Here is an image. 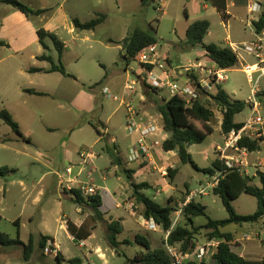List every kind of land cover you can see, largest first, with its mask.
<instances>
[{
    "label": "rangeland",
    "instance_id": "rangeland-1",
    "mask_svg": "<svg viewBox=\"0 0 264 264\" xmlns=\"http://www.w3.org/2000/svg\"><path fill=\"white\" fill-rule=\"evenodd\" d=\"M20 1L33 10L46 11L39 16L26 17L19 10L0 2V42L5 44V46L0 44V112L4 109L10 111L9 108H13L18 121L23 126L19 124L25 135L30 137V132L32 133V143H27L0 120V168L17 169L8 174L6 178H0V233L17 238L18 231H20V238L25 244L29 242L32 234L37 237L41 234L51 236L57 240V244L70 259L80 257L84 264H106L105 260L99 259L97 255L86 257L88 246H79L78 242L71 240L68 232L61 226L58 220L60 216L67 214L75 219L81 216L77 210L83 208L64 197L63 191L68 184L61 186L54 172L58 170L65 172L68 165H75L64 161L65 149H70L72 152L78 150L93 152L97 159L87 165L79 180L83 183H93L102 189L103 206L101 210L104 213L119 212L121 216L127 217L128 210H131L132 215L140 220L143 207L136 202L134 187L126 173L112 164L108 149L113 151L116 148L117 154L128 167H137L138 163L128 164L132 138L125 130L127 108L120 102L124 99L125 103L131 104L139 115L146 119L157 120L159 125L163 126L159 105L171 98L166 89L158 91L157 95L149 98L146 95L149 89L144 87L143 82L136 86L135 92L126 91L125 82L138 79V76L143 73L140 63L136 60H133L128 71L124 72L126 66L122 60L123 46L119 47L114 41L126 37L136 28L154 29L157 31L155 35L159 40L160 53L169 57L174 68L181 63L206 60L203 46L180 50L185 41L184 28L188 20L207 19L211 22V34L205 37L204 44L212 42L225 44L223 41L228 34L231 41L237 42L242 36L250 39L252 33L247 29L237 34V27L242 28V26L233 18L228 22V28L222 14L207 0H198L197 3H188L187 0H163L162 3L158 0H149L147 5L143 3V0ZM162 5L163 9H161ZM206 5L207 8H205ZM230 11L234 15L237 12L233 7ZM99 14L106 15V19L95 30H77L76 34H79V37L69 31L72 27L75 28L74 19L88 22ZM26 19L30 22H26ZM236 24L238 26L235 27ZM42 28L66 41L70 50L65 53L62 62L67 71L79 77L80 81L66 77L65 80L70 83L68 95L66 92H60L59 84H55L52 88L54 90L50 86L46 87L45 83L44 86L41 85L43 84L41 82L34 87L51 90L61 95V98L48 95L20 98L14 94V87L18 83L26 84L28 80L19 71L21 69L26 71L31 66L41 64L32 55L43 52L36 34L37 30ZM16 31L22 34L21 37L16 36ZM182 39L184 41L180 42ZM45 42L51 48V50H45L46 54L53 57L55 63L59 65L58 51L53 42L49 37L45 38ZM23 45L28 47L19 51ZM245 59L249 63L256 62L251 56L246 55ZM43 64L51 66L48 62ZM258 84L264 91V77H261ZM79 86L95 95L92 102L94 109L90 112L81 110L88 106L83 97L75 101ZM105 87H108L113 95L118 96L119 100L106 97L101 92ZM221 87L233 99L240 101L247 102L251 95L248 78L242 71L240 63L227 71V81ZM209 107L215 113L213 121L215 132L209 135L204 143L188 148L193 163H183L176 152L170 154L165 152L163 141L169 135L163 130L156 139L159 142L157 152L161 156L154 154V164H144L143 168L147 167V169L133 180L136 184H150V189L141 192L163 206L171 201V205L179 209L181 203L193 191H199L207 186L210 175L204 169L209 168L216 159L214 147L223 140L221 132L223 115L215 103L210 102ZM249 113L250 109L247 105L241 114L236 115V121L244 122ZM101 121L107 124L106 127L116 143L111 138L101 140L96 128L91 126L92 122L100 123ZM82 123L89 125L82 129L77 127ZM99 131L103 133L106 131L105 127L101 125ZM107 137L110 136L107 135ZM9 138H12L11 142H4ZM163 166L168 171L169 169L177 171L173 179L169 177L170 174L165 180L162 178L160 167ZM79 170L76 168L74 173L76 174ZM44 174V181L39 183V179ZM257 177H254L253 184L261 187ZM21 181H24L28 191L22 188ZM41 187L45 189L41 206L22 211L24 204L20 201L21 197L31 192H38ZM194 200L207 207L206 212L213 220H223L229 217L222 199L214 195L211 188L207 189L206 195H199ZM257 201L255 196L243 194L232 203L237 214L249 215L257 210ZM131 203L133 206L130 209ZM118 204L121 205L120 209L117 208ZM85 210L90 212L91 209L86 208ZM20 217L22 227L19 228L15 221ZM194 222V225L199 227L207 223L208 218L198 217L194 219ZM178 223L186 225L189 222L181 213ZM226 228L230 230L235 226L230 224ZM138 232L152 242L153 248L164 247L166 234L162 229L150 232L129 226L128 231L121 235L124 244L119 247L118 251L110 246L103 235L98 240H92L91 245L96 242L100 243L98 245L106 253L108 264H138L133 262L136 255L143 251V248L136 242ZM208 235V229H201L195 235V239L198 244H203L208 239ZM22 256L23 251L19 246L3 247L0 245V264H58L56 252L50 248H47L45 255L37 249L30 262L25 263Z\"/></svg>",
    "mask_w": 264,
    "mask_h": 264
},
{
    "label": "trees",
    "instance_id": "trees-1",
    "mask_svg": "<svg viewBox=\"0 0 264 264\" xmlns=\"http://www.w3.org/2000/svg\"><path fill=\"white\" fill-rule=\"evenodd\" d=\"M148 1L149 0H143V3L147 5ZM211 1L224 17L225 10L227 9V1ZM0 2H3L4 5L11 6L19 10L20 12L24 13L26 17L33 15L39 16L46 11L41 9L33 10L20 0H0ZM105 19L106 15L99 14L96 16V18L88 22H81L76 18L73 20V23L75 28L79 30H95L105 21ZM254 28L257 33L264 32V12L261 13L256 21H254ZM210 29L211 22L207 19H201L191 23L185 35V41L182 44L183 48L195 49L199 46H203L206 57L210 58L224 69H232L238 63V57L230 48L217 45L214 42L209 44L203 43L205 37L210 32ZM155 32L157 31L154 29L144 30L143 28H136L135 30L131 31L121 42L124 50L122 60L126 68L130 66L133 60H136V55H138L143 48L145 49L146 47L159 43ZM37 35L41 44L46 50L49 47L45 43V38L49 37V39L53 42L56 50L58 51L57 54L59 65L55 63L53 57L43 53L37 58L40 61H47L51 65L50 68L42 69L34 67L30 69V72L35 73L45 70L48 73L59 72L67 76H72V74L67 71L62 62L63 53H65L66 50V44L56 34L45 30V28L37 30ZM0 44L1 46L5 45L2 41ZM143 85L149 89V91L146 92V95L149 98L157 95L158 92L156 90H153V88H150L146 84ZM27 92L38 95L46 94L44 92H36L34 90H28ZM212 97L215 106L223 115L221 126L222 134L229 133L234 128H240L241 124L236 121L235 117L245 110L247 103L233 99L224 89H222V87H220L216 95H213ZM210 102L211 100L209 99H199L191 106H188L186 105L187 102L185 99L174 96L164 104L159 105V111L163 119V129L165 133L169 135V137L163 141V149L165 152H176L183 163H193L191 155L188 153V148L192 145L204 143L207 137L212 133L214 134L215 132V127L213 125L215 113L209 107ZM0 120L8 125L20 139L28 140L23 135L20 125L15 120L10 111L6 109L2 110L0 112ZM96 130L100 136L103 135V133L99 131L97 127ZM8 141L9 140H5L4 142L7 143ZM243 144L248 143L243 142ZM250 146L255 149L258 147V144L256 142H252ZM116 150V148L113 151L110 148L108 149L112 164L121 168V170L124 171L127 177L130 179L131 185L134 187V197H136V202L143 207V218L147 220H150L151 218L155 219L156 223L160 225L161 229L166 234L171 230L173 222L172 216L176 211H178V209L171 205V201H169L167 205L163 206V204L142 193L141 191L150 189V184L134 183L132 178L136 171L126 169L124 167L123 160L117 154ZM223 170L224 167L217 158L209 168L204 169V171L208 173L210 177L215 176L217 173ZM15 171H17V169L2 167L0 168V178H6L8 174ZM176 172L177 171L174 169H169V177L173 179L176 175ZM257 178L259 179L261 187L253 184L255 179L254 177H243L234 170L225 171V175L220 178L218 185L213 189V193L222 199L221 201L229 213L228 218L223 220L211 219L206 212L207 207L192 199L182 211V215L189 223H186V225H181L178 223L171 231L168 238L165 236L164 247L161 246L152 248V242L147 237L139 234L136 236V242L139 243V245L143 248V251L136 255V257L133 259V262L138 264H172V259L165 249L166 244L173 246L181 245L180 247L183 252H190L194 249V247H196V244L193 242L195 235L201 229H208V239L212 240L217 238L221 240L220 246L218 247L217 253L213 259L216 264H264V260L257 261L253 259H247L233 252L232 247L234 246L235 242L234 235L231 232L223 230L230 224L242 225L246 223H255L264 218V173H260ZM65 192L71 194L74 202L80 206H89L97 220H104L105 214L101 211L103 204L101 194L93 198H85L79 189H72L70 191L66 189ZM243 194L253 195L257 198V210L255 213L249 215L237 214L232 201L239 199ZM202 216L207 217L208 222L202 226L196 227L194 225V219ZM15 223L20 228L19 220H16ZM106 227L108 230L107 240L110 243V246L118 251L119 247L124 244V242L119 240V237L124 230L123 225L121 224L120 220H111L107 221ZM68 231L77 241L88 238L90 235V233L86 232L82 226L78 228L71 222H68ZM51 241H54V239L49 236H44L41 234L40 237H37L36 235L32 234L30 236L29 242L25 244L20 238V231H18L17 238H11L7 234L0 233V245L3 247L19 246L23 251L22 257L25 263L32 260L37 249L41 251L42 255H45L47 248L54 250L55 248L48 244ZM56 260L58 264H83L82 258L78 257L67 260L61 252H57ZM183 264L207 263L189 261Z\"/></svg>",
    "mask_w": 264,
    "mask_h": 264
},
{
    "label": "built area",
    "instance_id": "built-area-1",
    "mask_svg": "<svg viewBox=\"0 0 264 264\" xmlns=\"http://www.w3.org/2000/svg\"><path fill=\"white\" fill-rule=\"evenodd\" d=\"M158 1L163 2V0ZM247 2L249 17L246 24L255 35L252 40L241 43L227 38L225 46L236 54L238 64H241L242 71L248 78L251 95L246 103L249 105L250 113L244 122L240 123V128H234L229 133L223 134L222 142L214 147L216 158L222 163L224 170L210 177L205 188L193 191L181 203V207L172 216V227L166 233L167 238L178 224L183 208L195 197L206 195L208 188L214 189L220 178L225 175V171L234 170L243 177H256L264 173V91L258 84L261 77H264V32L257 33L254 28V21L257 20L254 16L264 12V5L258 0ZM227 14L225 12L226 16ZM246 55L254 57L256 62H247ZM205 58V61L181 63L173 68L169 57L160 53L159 44L143 48L135 58L140 63L143 74L138 76V79L127 80L124 89L135 92L136 86L143 82L157 92L166 89L171 98L178 96L185 99L188 106L199 99H209L214 103L212 96L216 95L221 85L227 81V71L230 69H224L210 58ZM102 93L106 97L119 100L109 88L105 87ZM125 102L124 99L120 102L121 105L126 106L128 113L125 130L128 135L136 136V141L129 150L128 161L131 163L140 161L141 164L152 165L154 164L153 155L159 145L156 139L158 134L164 130L163 126H160L157 120L142 117L131 104ZM243 142L248 144H243ZM252 142H256L258 147L252 148L250 146ZM80 156V164L68 165L65 172L58 170L55 175L61 186L68 184L65 189L69 191L79 189L85 198L96 197L100 194L101 188L93 183H83L79 180L87 165L93 162L94 153L83 151ZM76 168L80 170L75 174ZM160 172L164 179L169 175V171L164 167L160 168ZM131 206L133 203L130 204V209ZM140 224L147 231L160 230V225L153 218L150 220L142 218ZM245 238L248 236L246 235ZM193 242L196 247L190 252H183L181 245L166 244L165 249L172 259V264H183L189 261L216 264L213 259L220 246V239H207L203 244H198L196 239Z\"/></svg>",
    "mask_w": 264,
    "mask_h": 264
},
{
    "label": "crops",
    "instance_id": "crops-1",
    "mask_svg": "<svg viewBox=\"0 0 264 264\" xmlns=\"http://www.w3.org/2000/svg\"><path fill=\"white\" fill-rule=\"evenodd\" d=\"M187 1H188V3H191V2H196L197 3L198 2V0H194V1L193 0H187ZM207 1H209V2L212 3L211 0H207ZM226 1H227V9L225 10V12L228 13L227 14L228 16L225 15L223 17L226 20V23H227L226 26H228V28H229L228 22L233 18L234 20H236L237 22H239V25L242 26V28L241 27H237V29H236V33L237 34L239 33V31L240 32H243V31H247V29H249L251 31V33H252V37L250 39H246L245 37L242 36V38L239 37V40L237 42L241 43V42H246V41L252 40L255 34L253 33V31L246 24L247 23V19L249 17V15L247 13V11H248V9H247V3L248 2L247 1L248 0H226ZM258 1L262 2L263 5H264V0H258ZM232 7L234 9H236V11H237L235 15L230 11V9ZM205 8H207V5L205 6ZM260 15L261 14H257L254 17L256 19H258ZM195 21H197V20H194V21L188 20V24L184 28L185 34L187 33V30H188L190 24L193 23V22H195ZM26 22H30L29 19L28 20L26 19ZM222 25L224 26L225 24H223V22H222ZM236 26H238V25L236 24L235 27ZM77 30H79V29H76V28H73L72 27L69 31L73 35H76L77 37H79L80 35L79 34H76ZM82 31H84V30H82ZM36 34H37V32H36ZM82 34L83 33H81V36H83ZM209 34H211V31L207 35H209ZM21 35L22 34L19 31H16V36L17 37H21ZM37 38L39 40V43L41 44L38 35H37ZM125 38L126 37L119 38L118 40H115L114 42L117 43L118 46L120 47V46H122L121 45V42ZM226 38H230V35L228 34ZM226 38H225L224 41L227 40ZM60 39L63 40L62 38H60ZM63 41L66 44V50H65V53H66L70 49L68 48L66 41L65 40H63ZM183 41H184V39L180 40V42H183ZM224 41H223V43H225ZM46 44L49 47L48 49L51 50L49 44L48 43H46ZM217 45H220V44H217ZM3 46H5V45H3ZM41 46H42L43 52L42 53H38L37 55L36 54L35 55H32V57L34 59H36L38 62H40L41 64L39 66H37V65L31 66V67L27 68L26 71H25V69H21L19 71L21 74H24V76L28 80L26 82V84H24V83H18L14 87V90H13L14 91V94L17 95V96H19L20 98H25V97L34 98L36 96H47V95L48 96L55 97V98H61V95H59V94L57 95L56 93H54L51 90L48 91V90H43L42 88H34V87L36 86V84L38 85V82L43 83V84H41L43 86H44V83H45L46 84V87L50 86L51 89L55 87V84H59V88H60L59 90H60V92H66V94L68 95L69 94V91H70V83L65 80L66 77H72L73 76L72 79H74L75 81H80V78L77 77V76H74V75L67 76V75H64V74L59 73V72L48 73V72H46L44 70V71H40V72L31 73L30 72V69L31 68H34V67L42 68V69H49L50 68V67H48V65L43 64V63H47V61H40L37 58L39 55H41L43 53H46L45 52L46 49L43 47L42 44H41ZM220 46H225V44H221ZM27 47L28 46L23 45L19 49V51H22V50L26 49ZM188 49H190V48H183V46H182V48L180 50L183 51V50H188ZM65 53H63V56L65 55ZM204 53H205V51H204ZM123 55H124V50H123ZM128 68L125 67L124 68V72H127L128 71ZM128 77H129V75H128ZM84 85L86 86V84H84ZM11 88H12V86H11ZM79 88L80 89H79V92L76 94L77 96L75 97V101L78 98L83 97L86 100V105H88V106L82 108L81 110H85L87 112H90L91 110L94 109L92 107V102L95 99V95H93L90 92L85 91L80 86H79ZM106 88H108V87H106ZM28 90H34L36 92H44L46 94L45 95L33 94V93H30V92H27ZM52 90H54V89H52ZM9 110L12 113L13 117L16 118L15 120L18 122V124H20L21 122L18 121L19 119H18V117L16 115L15 110L13 108H11V107L9 108ZM100 124L103 125V127H105V130H106V131L103 132V135L100 136L101 140L102 139H110V138L113 139L111 137V135H110V132L108 131L109 129L106 127L107 124L104 123L103 121H101L100 123L92 122L91 126H93L94 128L97 127V129H99L100 126H101ZM86 125H89V124L88 123H82V124L78 125L77 127H81V129H82ZM21 126H20V128H21ZM21 131L23 132L22 128H21ZM107 132H109V133H107ZM97 134H98V132H97ZM23 135L25 136L26 139L29 140V141L28 140H23V141H25L27 143H32V133L31 132H30V137H27L24 132H23ZM107 135H109L110 137L108 138ZM128 136L132 138V143H131L132 144L131 147H132L134 145L135 141H136V136L135 135H128ZM9 139H6V140H9L8 142H11L12 141V138H9ZM166 139H164V140H166ZM114 140L115 139H113V141ZM115 147H116V145H115ZM82 152L83 151H81V150H78L77 152H72V151H70V149H65L64 150V155H63L64 156V161L66 163H69L70 162V164H73L74 163L75 165H78L81 162V156L80 155H81ZM170 153H173V152H168L167 154H170ZM155 154L161 156V154H158L157 149L155 151ZM94 156H95V158L93 159V162L97 159V156L95 154H94ZM78 160H80V162L77 163ZM130 163L131 162L128 161V164H130ZM135 163H138L137 164V167H128L127 164H125L124 161H123L124 167L126 169H131V170H135L136 171L135 174H133V178H132L133 180L135 179V177H137L139 174H141L142 172H144L147 169V167H144L143 168V165L144 164H141L140 161H136ZM148 165H146V166H148ZM156 168H157V166L155 167V169ZM160 168H162V167H160ZM120 170H121V168H120ZM55 172H54V175H55ZM44 179H45V174L39 179L38 182L40 183V182L44 181ZM21 184H22V188L24 190H27V191L29 190L27 188V186L24 184V181H21ZM44 190L45 189L43 187H41V188L38 189V192H35V193H32L31 192L30 194L28 193V195L21 197V200L20 201H22L23 204H24L22 211H24L25 209H30V208L32 209V208L41 206V203L43 201L42 196L44 195V192H45ZM65 190L66 189H64V191H63L64 194H65L64 197L67 200L74 202L72 195L69 194V193H66ZM27 191H25V192H27ZM100 194H101V192H100ZM102 200H103V198H102ZM102 206H103V204H102ZM82 208H83L82 210H77V213L78 214H81V216L76 217L75 219H73V218L70 217V215L68 216L67 214H63V216H60L58 220L61 222V226L68 232V235L71 238V240H73L76 243L78 242L77 244L79 246H85V247L88 246V252L86 254V257H88V256L94 257V256L97 255V257L99 259L101 258V260L102 259H103V261L105 260L106 264H108V258H107L106 253L100 248L101 246L98 245L100 243L99 242H96V243H94V244L91 245V242H92V240H96V239L98 240L99 238H101L102 235L105 237V239H107V233H108V230H107V227H106L107 221H111V220L118 221V220H120V222H121V224L123 225V228H124L123 233L121 235H123L124 233H126L128 231V226L130 228H136V227L138 228L139 227V229H141V228L144 229L141 226V224H140L141 221H142L143 216L141 215L140 216V220H139L134 215H132L131 210H128L127 217L121 216V214L119 212L104 213L101 210L105 215H104V220L103 221H99V220H97L95 218V215H94V213H92L93 211H92V209L89 206L83 205ZM86 208L87 209L90 208L91 209L90 212H87L85 210ZM117 208L120 209L121 208V205L118 204L117 205ZM33 217H32V219H33ZM16 220H19L20 226L22 227L21 217L20 218H17ZM68 222L73 223L78 228H80L82 226L83 229L86 232L90 233V235L88 236V238H85V239H83L81 241L75 240L74 236H72L70 234V232L68 231ZM234 226H235V228L230 229V230L226 228L227 226L223 229L224 231L231 232L234 235L235 242H234V246L232 247L233 252H235L236 254H238V255H240L242 257H245L247 259H253V260H257V261L264 260V218L261 219L259 222L246 223V224L234 225ZM160 229H161V227H160ZM150 232H157V231H150ZM138 234L140 235L139 232H138ZM121 235L119 237V240L121 242H123L124 239L121 238ZM246 235L248 236V238H245ZM49 237H51V236H49ZM51 238H53V237H51ZM57 243H58L57 240L54 239V241H51L48 244L49 245H52V247L55 248L54 251L56 252V254H57V252H61L63 254V256L67 260H71L67 256V254H65V252L62 250V248ZM83 264H84V261H83Z\"/></svg>",
    "mask_w": 264,
    "mask_h": 264
}]
</instances>
